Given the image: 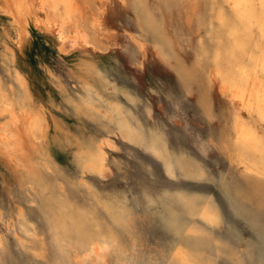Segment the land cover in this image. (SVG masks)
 <instances>
[{"label": "rangeland", "instance_id": "374dc122", "mask_svg": "<svg viewBox=\"0 0 264 264\" xmlns=\"http://www.w3.org/2000/svg\"><path fill=\"white\" fill-rule=\"evenodd\" d=\"M76 1L82 17L101 19L103 35L92 47L65 44L61 53L54 31L36 27L33 16L26 27L19 20L21 27L0 0V72L40 121L35 136L20 126L22 147L16 153L0 146L1 264H77V234H63L57 243L49 227L51 206L61 195L67 213L79 209L114 235L108 264H181L171 262L172 252L187 238L210 264H264V208L246 206L227 187V179L238 176L215 144L224 127L217 89L208 94V115L197 85H185L160 57L156 37L142 31L144 18L131 2H142L173 33L169 53L186 66L202 34L196 24L168 17L160 0ZM132 37L145 45L142 54ZM88 93L94 101L86 99ZM114 109L119 120L130 119L144 132L149 147L175 165L195 167L200 176L181 170L171 176L163 159L110 125L104 112L115 116ZM101 147L108 169L102 176L85 164ZM207 199L220 215L218 226L182 213L187 203ZM186 221L200 233H186Z\"/></svg>", "mask_w": 264, "mask_h": 264}, {"label": "bare ground", "instance_id": "6f19581e", "mask_svg": "<svg viewBox=\"0 0 264 264\" xmlns=\"http://www.w3.org/2000/svg\"><path fill=\"white\" fill-rule=\"evenodd\" d=\"M76 2L78 1L5 0L3 4L17 24L20 25L19 20L23 19L26 27L33 16L36 27L51 30V33L54 31L60 41L59 51L63 53L65 44L72 49L80 46L89 47L103 35L101 19L94 14L82 17L79 4ZM160 2L162 10L168 17L175 16L179 21L186 23L193 21L198 31H201L202 34L195 44V58L192 64L186 66L187 64L176 62L171 57L169 51L174 43L173 33H167L161 22L155 21L153 16L146 12L142 2L132 1L133 6L144 18L142 31L151 32L156 37L155 45L160 57L168 65L176 68L185 85L191 82L197 85V99L208 115L211 112L208 94L212 88L217 89L222 99L221 119L224 127L216 136L215 144L221 155L228 160L231 174L238 176L228 178L227 187L243 204L264 208V14L260 7L261 0H160ZM22 29L21 34L25 32ZM131 39L137 46V52L142 54L145 45L134 37ZM2 75L0 72V146L4 151L16 153L22 147L23 132L20 131V126L24 125L35 136L40 121L24 107L22 100L15 95L10 83ZM91 97L88 93L86 99L94 101ZM113 113L115 116L109 111L104 112V117L108 118L110 125L115 126L127 140L146 146L156 157L163 159L171 176L178 170L189 177L200 176L195 167L189 168L181 163H176V166L169 158H164L165 156L155 146H148L146 138L142 135L144 132L141 133L140 128L132 124L130 119L119 120L116 115L117 109H114ZM89 150L91 151V148ZM77 161L80 163L81 160ZM85 161L89 169L100 173L101 176L108 171L102 147L97 153L86 156ZM58 184L61 185L59 181ZM60 188L62 189L61 186ZM51 198L50 201L53 200ZM58 201L56 206L50 205L48 216L49 227L56 242H62L63 234L73 231L78 236L76 245L80 247L82 255L81 258H77V264H108L109 244L113 243L114 235L102 226L103 222L99 223V219L89 220L79 209L71 207L69 211L71 213H67L68 206L62 195ZM182 213L189 217H199L212 226L221 223L220 215L209 199L204 202L187 203ZM193 227L186 221L184 230L186 233H200ZM190 241L187 238L176 245L171 262L194 264L192 261L199 262V259L200 264H210L203 260L201 252L196 251L201 249L196 246L198 243L194 242L195 245ZM1 262L0 260V264Z\"/></svg>", "mask_w": 264, "mask_h": 264}, {"label": "snow or ice", "instance_id": "6c2138e0", "mask_svg": "<svg viewBox=\"0 0 264 264\" xmlns=\"http://www.w3.org/2000/svg\"><path fill=\"white\" fill-rule=\"evenodd\" d=\"M260 7L262 9V14H264V0H261Z\"/></svg>", "mask_w": 264, "mask_h": 264}]
</instances>
